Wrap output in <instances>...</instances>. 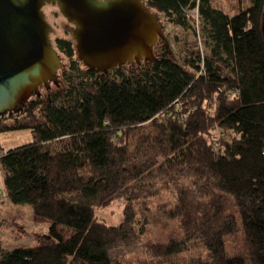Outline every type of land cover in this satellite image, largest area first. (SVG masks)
I'll return each mask as SVG.
<instances>
[{
	"label": "trees",
	"instance_id": "16d2710c",
	"mask_svg": "<svg viewBox=\"0 0 264 264\" xmlns=\"http://www.w3.org/2000/svg\"><path fill=\"white\" fill-rule=\"evenodd\" d=\"M145 2L194 33L196 11L207 54L189 52L182 64L164 54L131 75L120 67L107 74L81 68L73 45L57 40L70 61L65 87L0 116V139L33 136L0 156L3 196L29 206L49 231L0 264H123L114 253L143 241L160 185L175 201L153 212L178 233L147 240L143 264H264V0L233 16L212 0ZM149 122L160 136L130 152L131 130ZM54 142L59 150L47 148ZM120 198L122 223L99 222L95 208Z\"/></svg>",
	"mask_w": 264,
	"mask_h": 264
},
{
	"label": "water",
	"instance_id": "95a60500",
	"mask_svg": "<svg viewBox=\"0 0 264 264\" xmlns=\"http://www.w3.org/2000/svg\"><path fill=\"white\" fill-rule=\"evenodd\" d=\"M48 2L58 3L76 26L78 56L89 68L107 73L156 58L161 30L144 0H0V116L40 96V86L61 82L57 71L66 65L50 40L53 30L42 12Z\"/></svg>",
	"mask_w": 264,
	"mask_h": 264
},
{
	"label": "rangeland",
	"instance_id": "374dc122",
	"mask_svg": "<svg viewBox=\"0 0 264 264\" xmlns=\"http://www.w3.org/2000/svg\"><path fill=\"white\" fill-rule=\"evenodd\" d=\"M212 2L215 7L222 9L230 16L237 14L240 9H246L251 5V0H212ZM42 12L46 21L53 30L50 32V40L54 50L57 55L60 56L61 63L66 65L65 68L62 66L57 71V76H59L57 79L62 82H58V85L61 89H63L65 84L62 79V74L69 69L70 61L58 50V39L66 40L73 45L76 54L75 59L81 63V68L86 69L89 67L86 66L78 56L77 41L75 38L76 26L64 17L59 4L55 2H48L44 5ZM153 14L158 17V23L161 30V36H159L156 47L154 46L155 57H160L166 54L175 62L182 64L184 58H186L189 52H195L199 49L202 54H207L206 42L202 35V25L196 11L192 12V21L196 27V33L192 31H185L182 28L173 25L162 14H158L156 12H153ZM140 62L141 63L138 64L137 61H135L134 66L132 63H127L120 68L127 74L131 75L132 72H135L137 69L139 70L141 66L146 64L148 65L150 61L142 58ZM110 71H108L107 74ZM58 85L54 82H50V88L48 89L45 85H42L38 89L40 96L33 94L28 100H43L48 95L55 93L57 90H61ZM22 107L23 105L18 107L15 111H13L12 115L7 113L3 116H17L20 114ZM217 134H220V132H217ZM159 136L160 130L153 122L134 128L131 130L129 135L130 152H137L141 148L144 139L156 138ZM32 141V133L27 130L4 133L1 135L0 139V156L6 154L11 149L26 145ZM61 145L62 144L60 142H54L48 144L47 148L59 150ZM158 162H162V159L159 158ZM150 169L151 165L147 164L131 168L125 171V174L147 172ZM3 185L4 172L0 167V197L2 196L0 201V259L3 254L16 248H35L39 246L43 242L44 236L48 234L50 227L48 222L34 216L32 209L29 206L11 205L7 202L5 200V196H3V193L5 192L3 190ZM157 188L158 196L150 203L153 209L157 206L173 203L175 201V195L170 190L162 187V185ZM231 205V200L227 199L226 207H231ZM125 206L126 201L124 199H116L107 207H96L95 216L101 223L108 226L118 227L123 221ZM153 209L151 212H144L145 216L149 220V232L142 238L143 241L138 242L132 248L120 250L114 253L115 256L121 257L123 264H143L144 260L147 258L144 246L147 240L152 242L159 241L167 239L173 232L176 234L178 233L176 230V222H167L166 220L161 219L154 214ZM196 252L199 251H195L193 253ZM190 255L191 254H189V256Z\"/></svg>",
	"mask_w": 264,
	"mask_h": 264
},
{
	"label": "bare ground",
	"instance_id": "6f19581e",
	"mask_svg": "<svg viewBox=\"0 0 264 264\" xmlns=\"http://www.w3.org/2000/svg\"><path fill=\"white\" fill-rule=\"evenodd\" d=\"M145 1V0H144Z\"/></svg>",
	"mask_w": 264,
	"mask_h": 264
},
{
	"label": "crops",
	"instance_id": "0c3cea01",
	"mask_svg": "<svg viewBox=\"0 0 264 264\" xmlns=\"http://www.w3.org/2000/svg\"><path fill=\"white\" fill-rule=\"evenodd\" d=\"M12 205V204H11Z\"/></svg>",
	"mask_w": 264,
	"mask_h": 264
}]
</instances>
